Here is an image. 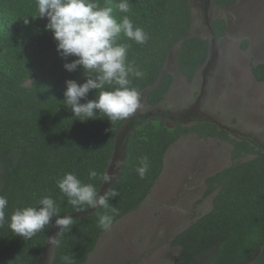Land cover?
<instances>
[{
  "label": "trees",
  "instance_id": "trees-1",
  "mask_svg": "<svg viewBox=\"0 0 264 264\" xmlns=\"http://www.w3.org/2000/svg\"><path fill=\"white\" fill-rule=\"evenodd\" d=\"M236 1L211 3L223 6ZM98 3L111 7L118 22L127 15L148 34L144 44L123 33L117 40L128 45V61L143 73L130 76V86L140 93L148 88L147 104H161L172 85V74L160 73L174 47L176 71L189 83L207 62L209 38L183 37L192 24L189 0H130L128 13L117 9L118 0ZM36 15V0H0V195L9 202L5 224L0 227V264H36L55 218L31 240L13 234L7 218L18 207L35 206L43 196L57 202L61 216L74 213L57 180L65 173H75L100 191L112 153L120 147L115 144L116 135L126 121L110 123L100 115V119L81 122L72 116L63 101L65 81L83 83V70L80 66L73 72L64 69L63 64L76 57L58 55L52 33L45 30L47 19ZM210 28L216 39L222 37L225 19L214 18ZM251 71L256 80L264 81V64L253 65ZM94 95L91 90L87 99ZM124 132V162L110 186L119 193L109 200L119 213L114 223L144 203L162 172L166 150L180 137L191 132L201 138L216 137L232 144L233 161L206 178L203 196L213 194L210 210L171 239L179 247L175 264H244L258 251L251 264H264V149L232 136L211 120L170 126L141 119ZM248 154L252 156L242 159ZM144 156L149 170L141 179L136 168ZM90 169L98 173L93 180L89 179ZM104 213L111 214L98 208L72 216L74 225L65 235H57V228L59 246L52 247L48 264H68L63 259L66 256H72L71 264H84L105 232L98 227V217Z\"/></svg>",
  "mask_w": 264,
  "mask_h": 264
},
{
  "label": "rangeland",
  "instance_id": "rangeland-1",
  "mask_svg": "<svg viewBox=\"0 0 264 264\" xmlns=\"http://www.w3.org/2000/svg\"><path fill=\"white\" fill-rule=\"evenodd\" d=\"M189 3L192 24L186 36L211 41L210 25L217 17L227 22L226 32L215 39L207 62L191 83L176 71V48L171 50L163 70L172 74L173 82L157 106L165 114L145 120L161 119L170 126L178 121L187 124L188 119H183L199 112L200 117L237 133L234 137L253 139L264 149V81L256 80L251 71L253 65L264 64V0H237L224 7L214 6L210 0ZM144 94L140 93L141 107L130 120L151 109ZM122 133L120 147L114 150L116 161L124 147ZM231 149L230 142L195 134L177 140L166 150L162 172L147 199L100 235L84 264H175L179 247L171 239L210 210L212 195L203 196L205 178L231 164ZM113 165L112 174L117 169ZM51 256L52 246L42 264H48Z\"/></svg>",
  "mask_w": 264,
  "mask_h": 264
},
{
  "label": "clouds",
  "instance_id": "clouds-1",
  "mask_svg": "<svg viewBox=\"0 0 264 264\" xmlns=\"http://www.w3.org/2000/svg\"><path fill=\"white\" fill-rule=\"evenodd\" d=\"M117 9L121 13L131 10L130 0H118ZM37 15L46 18L45 30L52 33L56 41V51L62 59L76 57L66 62L63 67L73 72L80 66L85 80L78 84L75 80L65 81L64 102L72 116L79 121L100 119V115L110 123L127 120L141 107L140 92L131 87L130 76L141 77L143 73L133 67L127 59L128 45L117 43L121 33L138 43L144 44L148 34L142 27L135 26L129 16L124 15L118 22L112 15L111 7H101L98 0H36ZM28 24L29 20L24 19ZM95 90L93 99H87L88 93ZM84 100V103H81ZM122 161L117 160L113 167L118 168ZM149 170L148 157L140 158L136 172L143 179ZM98 173L89 170V179ZM103 184L113 180L108 172L102 176ZM57 187L74 212L104 208L108 213L99 215L98 227L103 231L111 229L118 210L109 200L119 193L110 187L104 194H99L96 186L85 183L75 173H65L57 180ZM7 197L0 195V227L5 224ZM61 209L51 196L41 197L35 206L16 208L7 218L8 227L15 235L24 240H31L37 233L43 232L54 224L59 228L57 235H65L74 225L71 215H60ZM49 237L51 246H59V240ZM71 264L72 256L63 258Z\"/></svg>",
  "mask_w": 264,
  "mask_h": 264
},
{
  "label": "water",
  "instance_id": "water-1",
  "mask_svg": "<svg viewBox=\"0 0 264 264\" xmlns=\"http://www.w3.org/2000/svg\"><path fill=\"white\" fill-rule=\"evenodd\" d=\"M211 1V0H210ZM210 30H211V28H210ZM212 33V32H211ZM183 37H187L186 36V33L184 34V36ZM215 36L212 34V39H211V41H210V46H209V53L211 52V49H212V47H213V43L215 42ZM170 55H171V51L169 52V54H168V57H167V61H168V59L170 58ZM167 61H166V63H167ZM164 69V68H163ZM161 70V73H160V76L164 73V70ZM147 91H148V88L147 89H144L142 92H143V94H144V92H145V94L144 95H146V93H147ZM141 92V93H142ZM147 119H148V117H146ZM132 120H130V118H128L124 123H123V125L120 127V129H119V131H118V133H117V135H116V141H115V144H117V142H118V137H119V135L121 134V132H123L122 133V138H123V136H124V130L125 129H127V127H129L130 126V124H132ZM124 152H125V144H124V147H123V151H122V153H121V157H120V161H122V164H121V166L123 165V162H124ZM117 152L116 151H113V153H112V156H111V159H110V162H109V164H108V166H107V168H106V172H108L110 175H112V177H113V180L110 182V183H102V185H101V187H100V191H99V194H104V192L112 185V183L116 180V178H117V176H118V173H119V171H120V168H121V166L120 167H118L116 170H115V172H114V174H112V172H111V167H112V165H113V163L116 161V158H117ZM105 172V173H106ZM93 210H95V209H88V210H86V211H84V212H74V213H71L70 215L71 216H79V215H87V214H89V213H91ZM57 226H55V224L53 223V225L51 226V228H50V230H49V233H48V236H47V239H46V244H45V246H44V248H43V250H42V252H41V254H40V256H39V258H38V260H37V262H36V264H42L43 262V260H44V258H45V256H46V254H47V251H48V249H49V247L51 246L49 243H48V238L49 237H55V234H56V231H57ZM53 247V246H52ZM259 253H260V251H258V252H256L250 259H248L244 264H251V263H253L254 262V260L257 258V256L259 255Z\"/></svg>",
  "mask_w": 264,
  "mask_h": 264
},
{
  "label": "flooded vegetation",
  "instance_id": "flooded-vegetation-1",
  "mask_svg": "<svg viewBox=\"0 0 264 264\" xmlns=\"http://www.w3.org/2000/svg\"><path fill=\"white\" fill-rule=\"evenodd\" d=\"M205 2H206V4H207V0H205ZM235 3V2H234ZM234 3H230V4H225V5H223L222 7H224V6H228V5H232V4H234ZM212 4V3H211ZM214 6H217V5H214ZM207 8V7H206ZM226 29H227V22H226ZM225 32H226V30H225ZM221 38V37H220ZM219 39V38H218ZM200 98V97H199ZM199 102V101H198ZM149 105V104H148ZM159 104H157V105H149L150 107H151V109H148L147 110V112H145L143 115H138L137 117H135L132 121V124H136V123H138V122H140L141 121V119H145L146 117H148V118H150V117H154L155 115H159V114H161L162 116L165 114V113H163V111H161L160 110V108H157V106H158ZM196 114L198 115V116H191V117H189V118H184L183 120H185V119H188V121L189 122H186V120L184 121V122H186L187 124H185V123H183V122H180V121H178V122H175L173 125H171V126H174V125H176L177 123H179V124H185V125H188V126H190V125H192L193 123H195V122H198V121H207V120H209V119H207V118H203V117H200L199 115H200V113L199 112H196ZM174 115V114H173ZM159 117V116H158ZM152 120H154V119H152ZM156 120H159V121H161V119H156ZM182 120V121H183ZM211 121H213V120H211ZM214 123H216L215 121H213ZM217 124V123H216ZM218 125V127L219 128H224V129H226L232 136H234V135H238L237 133H235L234 131H232V130H230V129H228L227 127H223V126H221V125H219V124H217ZM189 134H195V133H193V132H191V133H189ZM189 134H186V135H184V136H187V135H189ZM197 137H199L197 134H195ZM183 137V136H182ZM181 138V137H180ZM179 138V139H180ZM199 138H201V137H199ZM237 138H239V139H247V140H249L250 141V143L251 144H254L256 147H260V145L257 143V142H255L253 139H249V138H245L244 136H240V137H238L237 136ZM178 139V140H179ZM202 139H209V138H202ZM210 139H218V138H216V137H210ZM218 140H220V141H224V142H229V141H225V140H221V139H218ZM232 158V157H231ZM213 174H215V173H213ZM213 174H210V175H213ZM210 175H208V176H210ZM207 176V177H208ZM206 177V178H207ZM206 178H205V181H206ZM205 188H206V184H205ZM209 195H213L212 193L211 194H209ZM206 196H208V195H206Z\"/></svg>",
  "mask_w": 264,
  "mask_h": 264
}]
</instances>
